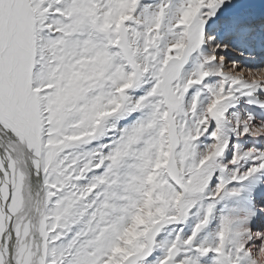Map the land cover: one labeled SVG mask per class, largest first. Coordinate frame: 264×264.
<instances>
[{"label":"snow or ice","instance_id":"6c2138e0","mask_svg":"<svg viewBox=\"0 0 264 264\" xmlns=\"http://www.w3.org/2000/svg\"><path fill=\"white\" fill-rule=\"evenodd\" d=\"M0 264H264V0H0Z\"/></svg>","mask_w":264,"mask_h":264}]
</instances>
